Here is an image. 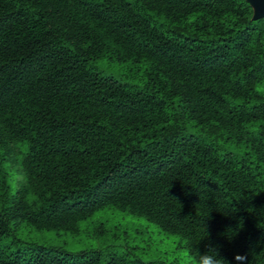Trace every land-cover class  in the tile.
<instances>
[{"label": "trees", "instance_id": "1", "mask_svg": "<svg viewBox=\"0 0 264 264\" xmlns=\"http://www.w3.org/2000/svg\"><path fill=\"white\" fill-rule=\"evenodd\" d=\"M251 16L245 0H0V264H169L16 237L74 234L105 208L193 256L212 244L228 264H264V17ZM102 58L137 69L106 75Z\"/></svg>", "mask_w": 264, "mask_h": 264}, {"label": "rangeland", "instance_id": "2", "mask_svg": "<svg viewBox=\"0 0 264 264\" xmlns=\"http://www.w3.org/2000/svg\"><path fill=\"white\" fill-rule=\"evenodd\" d=\"M96 67L101 73L115 77L128 75V71L134 67L137 69V65L128 61L117 63L103 58L96 61ZM143 68L139 65V75ZM132 83L138 85L140 80L135 78ZM16 237L25 243L58 246L70 253L84 249L103 251L106 247L118 251L128 247L132 255L142 260L161 257L169 264H184L185 249L179 248L182 240L177 235L162 232L155 224L147 222L142 217L109 208L96 211L80 221L78 231L74 234L34 230L21 225L16 231ZM8 241L9 239H5L3 244H7Z\"/></svg>", "mask_w": 264, "mask_h": 264}, {"label": "clouds", "instance_id": "3", "mask_svg": "<svg viewBox=\"0 0 264 264\" xmlns=\"http://www.w3.org/2000/svg\"><path fill=\"white\" fill-rule=\"evenodd\" d=\"M234 259L242 264L245 257L237 255ZM184 264H228V262L220 255L219 246L209 244L207 245V251L203 253L198 251L196 256L192 255L190 247L186 248L184 251Z\"/></svg>", "mask_w": 264, "mask_h": 264}, {"label": "water", "instance_id": "4", "mask_svg": "<svg viewBox=\"0 0 264 264\" xmlns=\"http://www.w3.org/2000/svg\"><path fill=\"white\" fill-rule=\"evenodd\" d=\"M252 8V19L264 17V0H245Z\"/></svg>", "mask_w": 264, "mask_h": 264}]
</instances>
